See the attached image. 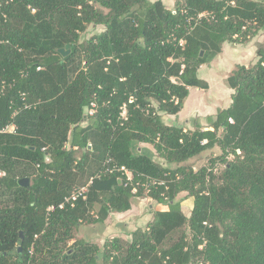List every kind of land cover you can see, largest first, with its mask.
Here are the masks:
<instances>
[{"label": "trees", "instance_id": "16d2710c", "mask_svg": "<svg viewBox=\"0 0 264 264\" xmlns=\"http://www.w3.org/2000/svg\"><path fill=\"white\" fill-rule=\"evenodd\" d=\"M90 24L105 30L82 39ZM262 29L264 0H0V129L15 126L0 131V264H264V44L227 77L232 101L210 126L162 116L209 88L199 70L225 42ZM216 146L209 164L186 163ZM141 196L169 209L103 248L74 238Z\"/></svg>", "mask_w": 264, "mask_h": 264}, {"label": "rangeland", "instance_id": "374dc122", "mask_svg": "<svg viewBox=\"0 0 264 264\" xmlns=\"http://www.w3.org/2000/svg\"><path fill=\"white\" fill-rule=\"evenodd\" d=\"M175 1L176 0H163L165 5L170 9L174 8ZM104 30V25L90 24L87 30L81 33V38H89ZM238 44L239 43L228 41L225 42L222 52L211 62L201 66L199 76L208 82L209 88L201 89L196 86L190 87V95L185 102L183 110H181L178 115L162 114L164 117L163 120L167 124H178L188 129H193L197 123L203 127H208L216 118L217 113L221 109L229 106L232 101V89L227 84V77L239 64L250 65L257 60L256 47L258 48L260 45L264 44V29L260 30L250 41ZM209 117H211V121ZM135 145L136 144H134V146ZM144 148L147 149L149 154L153 155L155 150L151 144L148 143ZM79 152H81V150ZM221 153V149L216 146L213 149H208L204 153L191 158L186 163L198 169L203 165L209 164L210 159L215 158ZM155 156H153L155 160L166 164L165 160L157 153ZM232 157L233 156H230V158ZM224 167V164L218 163L215 172L219 174ZM176 200L181 201L182 210L189 216L193 208V197H191L188 192L183 191L178 194ZM156 209H169V205H162L146 196L134 197L132 199V207L129 214L117 216L115 213L110 212L103 222H83L73 228V235L75 239H84L96 243L103 248L106 240L114 236L130 239L133 230L138 227L147 226L148 223L154 219V212ZM75 239L69 240V245H71Z\"/></svg>", "mask_w": 264, "mask_h": 264}, {"label": "built area", "instance_id": "2783aa9c", "mask_svg": "<svg viewBox=\"0 0 264 264\" xmlns=\"http://www.w3.org/2000/svg\"><path fill=\"white\" fill-rule=\"evenodd\" d=\"M90 112H93L92 110ZM15 129L14 125H8L2 129H0L1 132H8V131H13ZM205 142V141H204ZM109 171H121L123 172L126 176L128 180H131L133 178V173L130 169H128L126 166H114L113 168H111ZM4 172L0 171V175H2ZM153 184H163L164 181H160L158 179H152ZM92 183V179L89 181V183L85 186L79 187L74 189L70 194L66 195L64 200L58 205L59 208L63 209L65 208L67 205H71L74 206L76 201L79 199V197L83 196L86 197V193L88 191L89 185ZM56 208L55 205H51L48 207L47 209V213L48 215H50V213L52 211H54Z\"/></svg>", "mask_w": 264, "mask_h": 264}, {"label": "water", "instance_id": "95a60500", "mask_svg": "<svg viewBox=\"0 0 264 264\" xmlns=\"http://www.w3.org/2000/svg\"><path fill=\"white\" fill-rule=\"evenodd\" d=\"M70 51H71V46H70V44H67L66 47L60 49V52H61L64 56L68 55V54L70 53ZM209 120L211 121V117H209ZM21 182H22L23 184L28 185V184H29V178L22 179ZM21 235L23 236V234H21Z\"/></svg>", "mask_w": 264, "mask_h": 264}, {"label": "crops", "instance_id": "0c3cea01", "mask_svg": "<svg viewBox=\"0 0 264 264\" xmlns=\"http://www.w3.org/2000/svg\"><path fill=\"white\" fill-rule=\"evenodd\" d=\"M239 45V44H238ZM254 49H255V47H254ZM256 49H257V47H256ZM232 92H233V90H232ZM178 115V114H177ZM164 118V117H163ZM196 125H200L199 123H197ZM147 144L148 143H141L140 144V146L141 147H145V146H147ZM154 151V150H153ZM156 157V156H155ZM161 163H163V162H161ZM163 205V204H162ZM156 210H167V209H156ZM131 212V209L130 210H128V211H125V212H113V213H115L117 216H120L121 214H129Z\"/></svg>", "mask_w": 264, "mask_h": 264}]
</instances>
